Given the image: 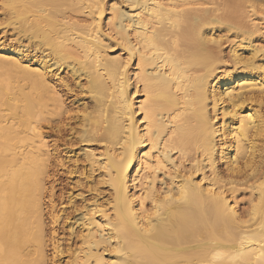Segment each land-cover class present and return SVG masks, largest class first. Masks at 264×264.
<instances>
[{
    "label": "bare ground",
    "instance_id": "6f19581e",
    "mask_svg": "<svg viewBox=\"0 0 264 264\" xmlns=\"http://www.w3.org/2000/svg\"><path fill=\"white\" fill-rule=\"evenodd\" d=\"M122 3L107 19L124 58L102 0H1L28 49L0 41V264H45L62 167L82 210L68 264H264V0ZM244 185L258 202L242 219L226 194Z\"/></svg>",
    "mask_w": 264,
    "mask_h": 264
},
{
    "label": "rangeland",
    "instance_id": "374dc122",
    "mask_svg": "<svg viewBox=\"0 0 264 264\" xmlns=\"http://www.w3.org/2000/svg\"><path fill=\"white\" fill-rule=\"evenodd\" d=\"M165 2L166 1H164V3ZM102 4H103L102 5L103 9H105V10L103 13L104 16H102L103 19L101 18V26H100L101 29L100 30H101V32H104L103 35L106 34L104 36V38H109L106 40L107 41L106 43L108 45H112L111 50L108 49L107 52L110 53V57L115 56V57L124 58L126 55L125 54L126 52L121 50V48H119L121 45H118L119 43L117 42V40L119 38L116 35V32L112 30L113 29V26H112L113 23L111 21L108 22V19H107L109 17L111 18L113 11L114 12L119 11V7L122 8L124 6V4L122 3V0H104V1L102 0ZM110 5L114 6L115 9L113 8L112 11H110L111 9H109V8H112V7H110ZM115 5L118 7H116ZM86 12L88 13V11H85V12H81V13L80 12L76 13V15L75 14L72 15V17H73L72 20H75L76 23L78 25H80V28L87 27V26L89 27L90 26L89 23H91V25L93 23L91 17L89 18V16H91V15H88ZM115 13H114V15H115ZM79 14H82V15H79ZM110 23H112V24L110 25ZM82 25H84V26L81 27ZM14 27L15 26H13L10 22L9 14L2 9L1 0H0V41L4 42L5 44H9V45H23V46L27 47V49H28V39H26L25 35L19 34V32H17V30ZM115 36H117V38ZM112 37H113V39H112ZM114 40L118 44H116L115 42H111ZM231 45L232 44H228V43L224 44V47H223L224 61L229 62V60H230L229 56H230ZM253 45L264 49V36L259 35V37L254 39ZM241 47L242 46H239L238 49ZM111 54H112V56H111ZM113 54H115V55H113ZM224 69H225V71H223L222 73H219L218 76H224L225 72L231 71L230 67L224 68ZM224 69H222V70H224ZM211 115H212V117L215 116L214 113H211ZM215 117L217 119L216 125L218 126L220 124V115L215 116ZM217 146L220 149L221 146H219V145H217ZM215 159H216L215 160L216 164L214 165V171L216 169L215 172H217L219 174L222 173V175L225 174L224 173L225 172L224 161L220 158L219 155H216ZM202 168L204 170H202ZM64 170L65 169L63 167L60 169L57 168V172L53 176L48 177V179L45 181L46 182L45 183L46 194L44 195V198L42 199L43 212L46 214V215H44V220H45V238H44V240L46 241V247L44 250L45 259H46L45 264H68L70 262V258H68L69 256L67 255L69 252H67L66 249L67 248L73 249L75 246H74V243L72 242V240L69 241V234H70L69 228H70L71 224L78 225L80 223V218H81V214H82V210H80L81 209L80 205H77L78 204L77 194L80 192L79 188L75 187L77 185H75L74 179H77V177L74 176L73 180L66 179L65 178L66 175L64 173L65 172ZM200 170H201V173H204V175L207 179L206 181L210 182L213 178V176H212L213 173H211L212 171L208 170V168H204V167H201ZM202 171H204V172H202ZM196 172L193 173V174H195V173L196 174L193 175L194 177H192V178L194 180L195 179L199 180L200 179V177H199L200 171H196ZM169 173H171V171H169ZM86 180L84 182V185L86 184L84 187L91 184L90 179H88L87 181ZM156 180H157V183L155 182V187L159 188L160 187L159 181H158V179H156ZM73 182H74V184H73ZM136 184L135 185L138 188H136L134 190L131 189V193H134V194L136 193L135 195L142 192V191H139L140 183L138 182ZM97 187H96L97 188V194L101 193L100 196L102 197L101 198L100 196H98L97 199L99 198L98 201L100 203H103L106 201L105 200L106 198L108 199V196L103 194L104 192H107L108 187L106 185H98ZM226 195L229 198L228 201L230 203H232L235 210L237 211L238 214H240L239 216H241L240 218H242V219L245 216L247 217L246 214L249 213L250 209L252 208L251 206L256 205V203L258 202L256 193L252 194L251 190L246 185L238 186L236 188L235 192H233V193L228 192ZM87 196L88 195H86V197ZM102 200H104V201H102ZM144 203H145L144 206H146L145 208L150 209V206H151L150 201L146 200V202H144ZM84 204H86V203H84ZM77 209H79L80 211H78ZM50 213H52L55 216L52 223L49 222ZM95 216L100 217V214L97 213V215L95 214ZM106 228H108V227H106ZM79 229H81V230H79ZM82 229L84 230V227H81V225H80V227H77L76 228L77 234H79L80 231H83ZM108 229H106V230H108ZM72 238H73V241H75V238L74 237H72ZM56 243H58V245L60 244V247L63 249L64 252L66 251L65 252L66 255L64 254L60 258L59 257L58 258H52V255H51L52 247H53V244H56ZM79 244L80 243L77 241L76 245H79Z\"/></svg>",
    "mask_w": 264,
    "mask_h": 264
}]
</instances>
